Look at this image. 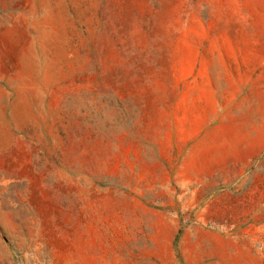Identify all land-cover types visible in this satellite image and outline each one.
<instances>
[{
    "label": "rangeland",
    "instance_id": "rangeland-1",
    "mask_svg": "<svg viewBox=\"0 0 264 264\" xmlns=\"http://www.w3.org/2000/svg\"><path fill=\"white\" fill-rule=\"evenodd\" d=\"M263 72L264 0H0V264H264V152L205 174Z\"/></svg>",
    "mask_w": 264,
    "mask_h": 264
},
{
    "label": "crops",
    "instance_id": "crops-1",
    "mask_svg": "<svg viewBox=\"0 0 264 264\" xmlns=\"http://www.w3.org/2000/svg\"><path fill=\"white\" fill-rule=\"evenodd\" d=\"M212 121L205 114V140L209 139L205 159L208 156L211 163L205 174L217 175L225 164H247L263 154L264 72L231 109L220 114L216 127L210 125ZM221 252L225 254V248Z\"/></svg>",
    "mask_w": 264,
    "mask_h": 264
},
{
    "label": "trees",
    "instance_id": "trees-1",
    "mask_svg": "<svg viewBox=\"0 0 264 264\" xmlns=\"http://www.w3.org/2000/svg\"><path fill=\"white\" fill-rule=\"evenodd\" d=\"M182 233V230L179 231V234ZM178 239H179V236H177V239H176V247L178 249Z\"/></svg>",
    "mask_w": 264,
    "mask_h": 264
}]
</instances>
